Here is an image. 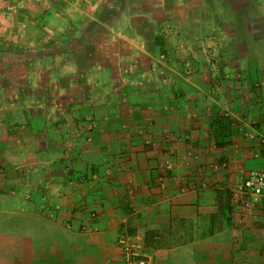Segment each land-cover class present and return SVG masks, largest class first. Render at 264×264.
I'll return each instance as SVG.
<instances>
[{
    "label": "crops",
    "instance_id": "0c3cea01",
    "mask_svg": "<svg viewBox=\"0 0 264 264\" xmlns=\"http://www.w3.org/2000/svg\"><path fill=\"white\" fill-rule=\"evenodd\" d=\"M188 28L183 40L162 45L101 40L94 56L81 39V60L69 56L49 74V100L15 105L3 122L18 120L0 132L2 187L35 186L25 207L51 214L47 224L63 247L57 264H121V234L140 238L153 264H264V203L242 211L232 199L249 170L264 171V148L234 126L245 118L264 135V25L257 34L194 26L185 39ZM100 45L110 47L107 56ZM159 49L169 56L156 57ZM166 159L173 167L160 192ZM219 162L224 170L213 168ZM21 171L27 185L18 183ZM16 243V263L31 264L32 246Z\"/></svg>",
    "mask_w": 264,
    "mask_h": 264
},
{
    "label": "rangeland",
    "instance_id": "374dc122",
    "mask_svg": "<svg viewBox=\"0 0 264 264\" xmlns=\"http://www.w3.org/2000/svg\"><path fill=\"white\" fill-rule=\"evenodd\" d=\"M194 1L188 0L184 8L182 0H0V132L18 124L16 119H10V125L3 123L14 114L15 105L49 100L44 95L56 83L49 74L69 56L71 63L81 60V39L88 40L90 48L101 40L107 44L128 38L162 45L183 40L182 26L223 29L234 25L257 34V25H264V0H198L199 7L192 5ZM191 28L183 33L185 39L193 37ZM247 36L244 33L242 38ZM100 46L107 56L110 47ZM85 52L94 56L92 48ZM168 52L159 49L156 57L165 58ZM58 84L64 88L65 82ZM5 180L6 171L0 165V264H17L18 239L32 246L31 264H57L63 247L47 224L49 216L25 207L34 200L35 186L3 188ZM18 183H28L23 171Z\"/></svg>",
    "mask_w": 264,
    "mask_h": 264
},
{
    "label": "built area",
    "instance_id": "2783aa9c",
    "mask_svg": "<svg viewBox=\"0 0 264 264\" xmlns=\"http://www.w3.org/2000/svg\"><path fill=\"white\" fill-rule=\"evenodd\" d=\"M235 130L240 133L245 140L249 142H255L259 147L264 148V135L252 129L246 122L245 118H239L234 122ZM253 157H258L259 152L255 149L250 152ZM173 164L169 159L164 160L158 165V173L156 176L155 184L160 192H164L169 180V173L172 170ZM214 169L224 170L226 168V162H219L213 165ZM66 170V169H65ZM68 168L66 170V173ZM79 179V178H77ZM70 179L68 182L71 183ZM49 182H43L41 184L42 190L49 188ZM218 189V187H214ZM136 189L134 186H128L127 192L132 195ZM181 192L186 191L181 188ZM27 197V196H26ZM232 199L235 202L240 203V210L245 211L253 208L259 202L264 203V171L252 169L249 170L243 181L233 190ZM45 202L40 203V208H45ZM45 213L50 217L51 214ZM95 213H90L89 218L96 219ZM66 229H71V222H66ZM88 226L85 224L79 225L80 231L87 230ZM116 246L120 251L121 264H153V255L146 250L143 241L136 236H129L127 234H121L118 236Z\"/></svg>",
    "mask_w": 264,
    "mask_h": 264
}]
</instances>
